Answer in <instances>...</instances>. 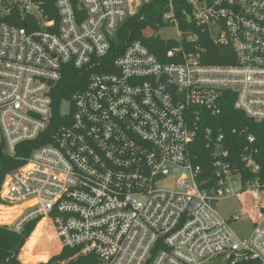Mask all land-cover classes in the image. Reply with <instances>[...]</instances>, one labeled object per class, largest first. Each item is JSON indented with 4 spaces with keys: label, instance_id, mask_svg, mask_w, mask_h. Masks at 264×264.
Listing matches in <instances>:
<instances>
[{
    "label": "built area",
    "instance_id": "obj_1",
    "mask_svg": "<svg viewBox=\"0 0 264 264\" xmlns=\"http://www.w3.org/2000/svg\"><path fill=\"white\" fill-rule=\"evenodd\" d=\"M150 1L0 0V159L48 129L66 65L90 70L48 141L3 174L0 207L12 210L0 224L20 232L47 221L61 247L95 255L94 264H264L255 137L232 158L224 134L206 125V167L191 150L228 93L235 109L264 120V0H165L164 24L143 30L173 42L162 60L135 39L113 71L93 70ZM164 27L175 37L155 34ZM196 29L229 47L231 61L204 62L211 55ZM245 193L255 217L240 240L229 228L238 217H220L214 204Z\"/></svg>",
    "mask_w": 264,
    "mask_h": 264
},
{
    "label": "trees",
    "instance_id": "obj_2",
    "mask_svg": "<svg viewBox=\"0 0 264 264\" xmlns=\"http://www.w3.org/2000/svg\"><path fill=\"white\" fill-rule=\"evenodd\" d=\"M164 5L165 0H151L143 5L137 16L125 19L115 39L111 40L109 53L102 59V63L107 66L97 67L93 70L113 71V58L122 52L128 42L135 39L141 40L162 60L163 52L170 48L173 42L164 41L158 36L147 37L143 34V30L146 28L155 30L164 24L162 21ZM176 5L185 7L184 0H176ZM176 14L179 15L178 8H176ZM196 31L200 35L199 38H201L200 45L211 55L209 58H203L204 62L219 64L231 61V50L229 47L217 46L213 44L207 35L200 33L197 29ZM224 56H228V59H223ZM89 72L90 70L87 69H75L72 65H66L63 68L61 79L51 91L52 116L48 129L36 140L19 144L13 156L3 155L1 157L0 182L7 170L21 164L23 162L22 159L28 156L33 148L48 141L49 134L62 119L59 112L60 103L63 100H68L75 90L85 86ZM233 102V94H226L222 99L221 113L209 116L208 121L200 126V131L191 144L193 159L196 163H201L203 168L209 162V148L206 147L204 141V127L206 125L211 126L215 134L220 132L224 134L232 158H237L245 136L253 135L255 137V146L258 149L256 159L261 166L260 176L264 178V120L259 122L252 120L243 112L235 109ZM233 128H244V132L233 133ZM37 222L38 219H35L26 223L20 232H15L6 226L0 225V264H34L56 252L57 248L55 243L52 242V236L40 240L43 235L50 234V225L47 221L42 220L36 226ZM29 237L30 239L28 240ZM21 249L22 252L19 258L24 263L18 259ZM95 262L96 257L93 254H83L78 248L62 247L57 254L37 264H94Z\"/></svg>",
    "mask_w": 264,
    "mask_h": 264
},
{
    "label": "rangeland",
    "instance_id": "obj_3",
    "mask_svg": "<svg viewBox=\"0 0 264 264\" xmlns=\"http://www.w3.org/2000/svg\"><path fill=\"white\" fill-rule=\"evenodd\" d=\"M155 34H158L161 37H175V35H176L174 29H172L170 27L161 28L158 31H156ZM59 112L61 115L69 113V102L68 101L63 100L60 103ZM174 181L175 180H172V181L168 180L167 182L163 183V185L165 187H170V184L173 185ZM253 202H254V200H251L249 198V193H245L241 196L233 195V196H229V197L220 199V200L216 201L214 204L215 211L220 217L227 219V220L230 219V217L234 216V215L238 217L237 220L231 221L229 224L230 230L232 231V233L235 235V237L237 239L241 240V239L247 238L252 231L253 224H252L251 219H253V217H255V212L251 210ZM11 210L12 209H10V211ZM3 215H4V213H2V214L0 213V219H4V221H6L5 217H3ZM40 221H42V220L38 219L36 226L38 225V223ZM0 225H3V224H0ZM3 226H6L9 228V226H7V225H3ZM50 231H51L50 234L43 235L40 240H43V239H46L47 237L52 236V239H53L52 242L55 243L56 248H57L56 252L52 253L48 258H46L44 260H40L34 264L46 261L47 259H49L53 255L57 254L62 248L61 245L59 244V241H58L55 233L53 232V230L51 228H50ZM32 233H31V235H32ZM31 235H30V237H31ZM30 237L28 238V240L30 239ZM28 240H27V242H28ZM21 252H22V249L18 255L19 261H21L19 258V256L21 255ZM21 262L24 263L23 261H21ZM25 264H28V263H25Z\"/></svg>",
    "mask_w": 264,
    "mask_h": 264
},
{
    "label": "bare ground",
    "instance_id": "obj_4",
    "mask_svg": "<svg viewBox=\"0 0 264 264\" xmlns=\"http://www.w3.org/2000/svg\"><path fill=\"white\" fill-rule=\"evenodd\" d=\"M4 211V212H3ZM0 213L2 214V213H4V214H8V213H10V209H8V208H4V207H0ZM4 221V219H0V221ZM6 220H9V219H6Z\"/></svg>",
    "mask_w": 264,
    "mask_h": 264
},
{
    "label": "water",
    "instance_id": "obj_5",
    "mask_svg": "<svg viewBox=\"0 0 264 264\" xmlns=\"http://www.w3.org/2000/svg\"><path fill=\"white\" fill-rule=\"evenodd\" d=\"M0 154H1V149H0Z\"/></svg>",
    "mask_w": 264,
    "mask_h": 264
}]
</instances>
